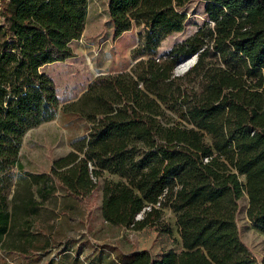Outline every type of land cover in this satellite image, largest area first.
<instances>
[{
  "label": "trees",
  "instance_id": "1",
  "mask_svg": "<svg viewBox=\"0 0 264 264\" xmlns=\"http://www.w3.org/2000/svg\"><path fill=\"white\" fill-rule=\"evenodd\" d=\"M194 1L205 3L203 22L160 53L166 37L185 28ZM87 7L88 0H0V213L7 220H0V248L26 257L51 246L41 228L42 241L30 232L40 208L60 189L86 203L100 185L106 223L141 230L162 225L169 209L181 244L156 262L134 249L103 264H264L236 221L245 195L247 218L264 233V0H107L114 37L145 26L133 63L97 75L60 104L44 67L74 55ZM190 56L192 65L176 74ZM58 110L82 118L85 131L48 171L16 175L6 194L24 134Z\"/></svg>",
  "mask_w": 264,
  "mask_h": 264
},
{
  "label": "rangeland",
  "instance_id": "2",
  "mask_svg": "<svg viewBox=\"0 0 264 264\" xmlns=\"http://www.w3.org/2000/svg\"><path fill=\"white\" fill-rule=\"evenodd\" d=\"M204 4L203 1H194L188 5L185 28L167 36L159 47L160 53L195 31L203 22ZM144 30V25H133L130 30L114 37L107 16V0H88L84 30L78 39L71 42L74 55L44 67L56 85L60 104L76 99L97 75L129 70L133 63L131 50ZM194 60L192 56L181 61L175 73L181 74ZM86 126L87 123L76 114L58 110L54 118L27 130L22 139L18 166L11 171L12 182L5 193L11 194L12 184L20 172L48 171L52 160L67 152L71 139L81 135ZM102 177L118 179L117 175L107 171ZM62 193L60 189L54 203H46L40 208L30 229L40 241L44 239L39 236L40 228L44 235L52 236L51 246L49 244L33 256L28 253L26 257L0 248V264H71L73 261L103 264L113 259L117 261L122 254L134 249L148 250L156 262L168 253L181 250L174 215L169 209L163 212L162 225L141 230L127 229L110 225L102 219L100 185L88 196L86 203H77L71 196ZM246 209L247 198L243 195L236 217L240 238L260 262L264 257V233L252 225ZM0 220L7 221L2 213ZM49 225L52 229L48 231ZM64 238L67 242L62 246Z\"/></svg>",
  "mask_w": 264,
  "mask_h": 264
},
{
  "label": "water",
  "instance_id": "3",
  "mask_svg": "<svg viewBox=\"0 0 264 264\" xmlns=\"http://www.w3.org/2000/svg\"><path fill=\"white\" fill-rule=\"evenodd\" d=\"M190 57H191V56H190ZM190 57L185 58L184 60H182V62L185 61V60H187V59L190 58Z\"/></svg>",
  "mask_w": 264,
  "mask_h": 264
},
{
  "label": "crops",
  "instance_id": "4",
  "mask_svg": "<svg viewBox=\"0 0 264 264\" xmlns=\"http://www.w3.org/2000/svg\"><path fill=\"white\" fill-rule=\"evenodd\" d=\"M31 228H32V227H31ZM31 228H30V229H31ZM30 232H31V230H30ZM31 233H32V232H31Z\"/></svg>",
  "mask_w": 264,
  "mask_h": 264
},
{
  "label": "bare ground",
  "instance_id": "5",
  "mask_svg": "<svg viewBox=\"0 0 264 264\" xmlns=\"http://www.w3.org/2000/svg\"><path fill=\"white\" fill-rule=\"evenodd\" d=\"M181 63V62H180Z\"/></svg>",
  "mask_w": 264,
  "mask_h": 264
}]
</instances>
